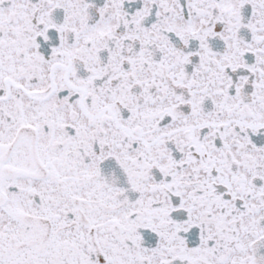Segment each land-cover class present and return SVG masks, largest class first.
<instances>
[{"label":"snow or ice","instance_id":"1","mask_svg":"<svg viewBox=\"0 0 264 264\" xmlns=\"http://www.w3.org/2000/svg\"><path fill=\"white\" fill-rule=\"evenodd\" d=\"M0 264H264V0H0Z\"/></svg>","mask_w":264,"mask_h":264}]
</instances>
